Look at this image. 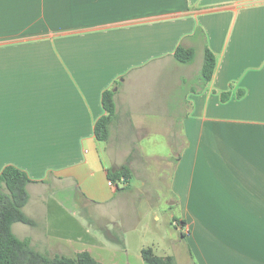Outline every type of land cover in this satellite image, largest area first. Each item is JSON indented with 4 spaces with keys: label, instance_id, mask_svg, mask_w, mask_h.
<instances>
[{
    "label": "crops",
    "instance_id": "crops-1",
    "mask_svg": "<svg viewBox=\"0 0 264 264\" xmlns=\"http://www.w3.org/2000/svg\"><path fill=\"white\" fill-rule=\"evenodd\" d=\"M178 45L194 48L193 62L174 58ZM205 46L215 66L204 84ZM110 88L115 113L100 141ZM7 165L32 180L23 210L34 225L12 230L42 253L91 252L71 244L93 240L101 227L90 220L107 212L76 218L68 207L129 194L182 237L189 264H264V0H0V172ZM122 166L129 184L110 186L108 170ZM131 215L136 229L143 218ZM103 225L127 229L116 215ZM169 232L140 254L176 260Z\"/></svg>",
    "mask_w": 264,
    "mask_h": 264
},
{
    "label": "trees",
    "instance_id": "trees-1",
    "mask_svg": "<svg viewBox=\"0 0 264 264\" xmlns=\"http://www.w3.org/2000/svg\"><path fill=\"white\" fill-rule=\"evenodd\" d=\"M194 57L195 50L192 47L178 45L174 51V58L180 63H191ZM214 66V54L205 46L199 74V79L204 84L211 79ZM102 106L105 114L97 119L94 125V134L98 140L106 141L109 136V126L115 113L113 89L103 91ZM131 176L132 173L127 166H122L114 171L108 170V179L116 184L123 178L124 186L122 188L129 184ZM30 182L32 180L27 173L14 165L5 166L0 172V264H101L87 250L76 252L71 256L64 254L51 256L35 250L30 245L29 239H20L16 236L12 230L14 223L34 225V220L23 210L29 199L27 185ZM117 188L121 187L118 185ZM141 257L146 264H176L172 255H158L151 247L143 248Z\"/></svg>",
    "mask_w": 264,
    "mask_h": 264
},
{
    "label": "rangeland",
    "instance_id": "rangeland-1",
    "mask_svg": "<svg viewBox=\"0 0 264 264\" xmlns=\"http://www.w3.org/2000/svg\"><path fill=\"white\" fill-rule=\"evenodd\" d=\"M197 63H199V65L201 64V58L196 59V64ZM137 181L139 180H136L135 182L137 183ZM141 198L144 199L145 197ZM134 199L135 197H133V195L128 194L121 198V200L119 199L101 207H89L86 206L85 203L81 204L78 209L69 206V210L71 209V212L74 213L76 218L80 217L81 215L89 216L87 212L92 214L94 212L99 213L105 211L108 215L107 219L104 218L102 220H99L97 221L98 223L95 219L90 220V223L94 227L100 226L102 228L93 229V235L95 237L93 240L88 241V239H90V236L87 235L82 240V242H72L71 248H74L75 250L89 249L91 251L90 253L101 264H146L140 254L141 244L143 242H149V240L151 238L153 239L158 233L162 235H164L165 233L170 234V229L174 232L176 243L173 246H167L171 247V250H174L176 264H189L186 258V243H184L182 237L171 228L165 227L163 223L158 224L157 221L153 220L152 216L150 215L152 214L153 208H149V200H147V197L142 200V202L138 204V206L137 203H134ZM133 207H136L138 209V214H140L143 218L141 223L135 220L134 224L138 225L136 229H131L133 225V220L131 219ZM113 215L120 217L126 222L127 229H124V231L127 232L124 233L123 231L121 233L122 237L112 236V234L106 232V230L103 229V222L107 223L108 219L110 220ZM54 218V224L56 225V228H58V231L62 234V236L66 238H73L77 230L75 229L73 223L65 216V214L56 213V216ZM108 227L109 229L112 228L111 223H108ZM123 234H125L124 241L122 239ZM118 238L123 242V244H117L116 240ZM156 253L158 255H163V253H160L159 251H157ZM63 254L71 256L74 254V251L72 250L70 253Z\"/></svg>",
    "mask_w": 264,
    "mask_h": 264
},
{
    "label": "built area",
    "instance_id": "built-area-1",
    "mask_svg": "<svg viewBox=\"0 0 264 264\" xmlns=\"http://www.w3.org/2000/svg\"><path fill=\"white\" fill-rule=\"evenodd\" d=\"M108 184L110 186H115V187H117L118 185H124L123 178H121V180L118 182V184H116L115 182H113L111 180H108ZM180 228L183 230L184 234H189V230L186 229L183 225Z\"/></svg>",
    "mask_w": 264,
    "mask_h": 264
}]
</instances>
